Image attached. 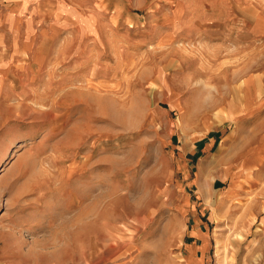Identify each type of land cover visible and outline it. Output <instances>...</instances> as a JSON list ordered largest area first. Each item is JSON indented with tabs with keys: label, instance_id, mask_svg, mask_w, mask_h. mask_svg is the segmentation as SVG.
Wrapping results in <instances>:
<instances>
[{
	"label": "rangeland",
	"instance_id": "1",
	"mask_svg": "<svg viewBox=\"0 0 264 264\" xmlns=\"http://www.w3.org/2000/svg\"><path fill=\"white\" fill-rule=\"evenodd\" d=\"M14 1L0 264H264V0Z\"/></svg>",
	"mask_w": 264,
	"mask_h": 264
},
{
	"label": "crops",
	"instance_id": "2",
	"mask_svg": "<svg viewBox=\"0 0 264 264\" xmlns=\"http://www.w3.org/2000/svg\"><path fill=\"white\" fill-rule=\"evenodd\" d=\"M11 1V0H10ZM52 0H15L14 4L16 6L19 7V9H21V13L22 14H30V12L32 14H35L36 12L39 14L40 11V7L41 6H45L48 4H52L51 2ZM85 0H56V2L54 3V6H57V10L54 13V18L55 20H57V17H65L66 19L74 22V23H78V22H87L88 21V17H87V11L85 10V8L83 9V6L85 7ZM32 6L28 7V6ZM36 11V12H35ZM27 12V13H26ZM70 18V19H69ZM199 228V227H198ZM206 241H204V239H202L201 241V245L202 246V253L205 251L204 245ZM199 247H197L196 251L198 250V252L195 253L196 256L199 255L200 250L198 249Z\"/></svg>",
	"mask_w": 264,
	"mask_h": 264
},
{
	"label": "bare ground",
	"instance_id": "3",
	"mask_svg": "<svg viewBox=\"0 0 264 264\" xmlns=\"http://www.w3.org/2000/svg\"><path fill=\"white\" fill-rule=\"evenodd\" d=\"M13 234H14V233H13ZM10 241H11V240H8V241H7V244H10ZM11 243H13V242H11ZM13 245H14V244H13ZM13 245H12V247H14ZM8 246H9V245H8ZM12 247H11V249H12ZM6 248H7V247H6ZM11 249H10V250H11ZM10 250H9V251H10ZM12 250H13V251H11L10 253H13V254H14L15 251H14V249H12Z\"/></svg>",
	"mask_w": 264,
	"mask_h": 264
}]
</instances>
